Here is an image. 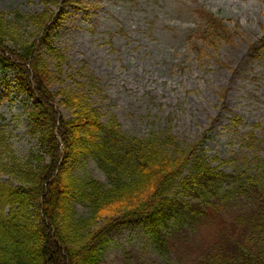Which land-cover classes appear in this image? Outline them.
<instances>
[{"label": "rangeland", "instance_id": "374dc122", "mask_svg": "<svg viewBox=\"0 0 264 264\" xmlns=\"http://www.w3.org/2000/svg\"><path fill=\"white\" fill-rule=\"evenodd\" d=\"M199 7L235 30L229 42L201 39ZM52 11L58 20L53 14L46 21L47 39L64 60L44 57L55 78L50 90L63 118L70 119L72 111L59 105L60 90L84 96L104 123L114 115L129 135L170 131L181 142L197 145L208 132L196 154L227 173L252 171L264 163V59L249 49L253 42L264 45V0H0V13L8 19L17 12L44 19ZM19 20L13 21L19 22L21 38L31 39L34 27ZM40 50L45 52L42 45ZM13 79L14 74L4 78L0 72V130L12 150L1 149L0 161L16 169L35 168L46 154L28 125L33 101L18 91ZM3 81H9L7 88ZM251 130L254 140L247 137ZM72 170L106 182L91 160H76ZM20 171H0V180L24 190L27 182ZM256 202H214L210 218L193 228L183 223L172 232L167 262L138 219L115 226L100 245L97 264H200L214 225L234 222ZM29 214H36L32 202ZM75 214L86 216L88 209L77 204Z\"/></svg>", "mask_w": 264, "mask_h": 264}, {"label": "trees", "instance_id": "16d2710c", "mask_svg": "<svg viewBox=\"0 0 264 264\" xmlns=\"http://www.w3.org/2000/svg\"><path fill=\"white\" fill-rule=\"evenodd\" d=\"M199 15L205 23L199 31L202 40L214 44L232 39L221 19L203 10ZM42 16L17 12L8 19L0 13V70L14 74L18 91L32 98L28 125L46 154L35 168L16 169L0 161V171L22 170L27 182L20 190L0 180V264H97L108 231L134 219L167 262L176 228L183 223L193 228L215 214L214 202L239 198L256 199L255 208L237 215L234 222L214 225L213 240L200 264H264V163L252 171L227 173L196 154L208 134L197 145L181 142L170 131L129 135L114 115L102 122L84 96L66 90L58 92L59 105L69 108L72 117L63 118L50 90L55 78L44 55L58 62L64 57L47 39L46 21L52 13ZM19 19L34 27L33 39L21 38L19 22L13 21ZM247 137L254 140L253 132ZM1 149L12 153L0 130ZM86 159L95 163L106 182L73 172L72 164ZM29 202L36 206L35 217L29 214ZM77 204L88 209L86 216H76Z\"/></svg>", "mask_w": 264, "mask_h": 264}]
</instances>
